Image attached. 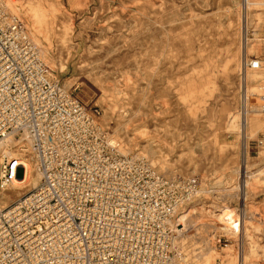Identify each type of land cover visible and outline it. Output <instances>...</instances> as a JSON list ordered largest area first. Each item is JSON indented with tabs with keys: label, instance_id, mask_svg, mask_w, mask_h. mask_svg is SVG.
<instances>
[{
	"label": "rangeland",
	"instance_id": "374dc122",
	"mask_svg": "<svg viewBox=\"0 0 264 264\" xmlns=\"http://www.w3.org/2000/svg\"><path fill=\"white\" fill-rule=\"evenodd\" d=\"M249 2L24 0L19 13L52 77L125 152L196 178L175 233L186 264H264V116L229 122L245 120L247 89L264 93V0Z\"/></svg>",
	"mask_w": 264,
	"mask_h": 264
},
{
	"label": "built area",
	"instance_id": "2783aa9c",
	"mask_svg": "<svg viewBox=\"0 0 264 264\" xmlns=\"http://www.w3.org/2000/svg\"><path fill=\"white\" fill-rule=\"evenodd\" d=\"M23 3L0 0V141L14 135L41 179L0 203V264H186L173 238L196 178L121 150L99 109L52 77L19 15ZM257 111L264 116V102ZM27 169L22 156L7 157L0 191Z\"/></svg>",
	"mask_w": 264,
	"mask_h": 264
},
{
	"label": "bare ground",
	"instance_id": "6f19581e",
	"mask_svg": "<svg viewBox=\"0 0 264 264\" xmlns=\"http://www.w3.org/2000/svg\"><path fill=\"white\" fill-rule=\"evenodd\" d=\"M246 4L250 5V2L249 0H246ZM25 24V23H24ZM26 26V25H25ZM27 29V27H26ZM27 32L28 34L30 35V32L28 31L27 29ZM30 38L32 39L31 35H30ZM33 40V39H32ZM34 41V40H33ZM35 42V41H34ZM37 42V41H36ZM35 42V43H36ZM37 44V43H36ZM38 45V44H37ZM39 46V45H38ZM40 49V52H41V57L43 58V60L45 62L46 61V55H44L42 49L39 47ZM260 60V59H259ZM252 61V60H251ZM249 61V62H251ZM249 62L247 64L248 68L249 69H252L253 71H251V74H247L246 75V81H250V80H256L257 77H259L258 75L260 74V69L262 67V64H260V68L258 69H253L249 66ZM261 62V61H260ZM51 75H53L52 71H51ZM264 102V93L261 92V93H256L254 90L250 91V90H246V96H245V107H246V116H245V120L244 119H241L240 117H238V115L240 116V112L237 111V114L236 113H232L231 114V117H230V120L229 122L232 124V125H235V128H238V125H242V126H245L246 125L244 123L248 122L247 119L250 118V115L252 114L250 112V110L252 109H249V107H253L254 109L253 110H257L258 107H260V105ZM255 114H258L257 112H255ZM240 119L242 120V122H240ZM240 122V123H239ZM229 124V125H231ZM234 128V126H233ZM247 128V127H246ZM243 129V128H242ZM245 129V128H244ZM111 139L114 140L116 143H118V140L113 136V135H110ZM17 138L10 134L9 136L5 137L3 140L0 141V175L3 173V164L6 160V158L10 157V155L14 156H22L23 157V161L25 163H27V166H28V169H27V173H26V176L24 179H20V180H16L13 184V187L12 189L8 190V191H0V199L3 200L5 202V204L2 203V201H0V203L4 206L8 205L9 203L13 202L14 200H17L19 199L24 193L18 195L17 197L13 198L12 200H10V202H7V199L5 197V195L3 194L4 192H10V191H13V190H17L18 187H23V186H26V185H29L30 182L32 183L34 180H33V175L35 173V176L37 178V184L35 185V182H33V187H31V189L29 190H32L33 188H35L39 182H40V179H41V176L39 174V172H37L36 170V167L33 163V158H30V157H25L24 155V151L26 149H24L23 151H20L18 149H14V147H17ZM119 144V143H118ZM119 147L121 148V150H123L124 152L126 151L122 145H119ZM138 155L141 156V154L138 153ZM31 156V155H30ZM143 156V155H142ZM32 157V156H31ZM145 157V156H144ZM147 158V157H146ZM148 159V158H147ZM149 160V159H148ZM150 161V160H149ZM151 162V161H150ZM152 165H154L152 162H151ZM155 166V165H154ZM156 167V166H155ZM157 168V167H156ZM158 169V168H157ZM168 175V174H167ZM168 176H172V175H168ZM246 185V184H245ZM28 190V191H29ZM200 192V189H196V191L194 192L193 196L190 197V199L188 201H191L194 197H196L198 195V193ZM185 204V203H184ZM249 235V239L251 240V243L253 244V240H252V236ZM246 236V235H245ZM178 240L177 236L174 235V238H173V247L174 249L177 251V258L178 260H180V257H181V253H180V248L177 247V244H176V241ZM208 262V261H206ZM209 263V262H208Z\"/></svg>",
	"mask_w": 264,
	"mask_h": 264
}]
</instances>
